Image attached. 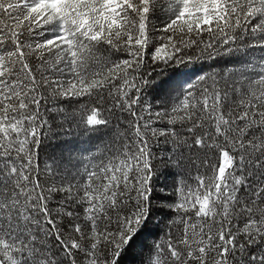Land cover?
<instances>
[{"label":"snow or ice","instance_id":"obj_1","mask_svg":"<svg viewBox=\"0 0 264 264\" xmlns=\"http://www.w3.org/2000/svg\"><path fill=\"white\" fill-rule=\"evenodd\" d=\"M0 264H264V0H0Z\"/></svg>","mask_w":264,"mask_h":264}]
</instances>
